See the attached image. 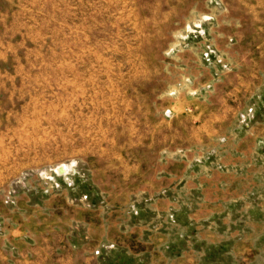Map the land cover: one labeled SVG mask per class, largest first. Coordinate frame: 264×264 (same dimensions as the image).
<instances>
[{
	"label": "rangeland",
	"instance_id": "374dc122",
	"mask_svg": "<svg viewBox=\"0 0 264 264\" xmlns=\"http://www.w3.org/2000/svg\"><path fill=\"white\" fill-rule=\"evenodd\" d=\"M0 40L1 221L99 264H263L264 0H0Z\"/></svg>",
	"mask_w": 264,
	"mask_h": 264
},
{
	"label": "crops",
	"instance_id": "0c3cea01",
	"mask_svg": "<svg viewBox=\"0 0 264 264\" xmlns=\"http://www.w3.org/2000/svg\"><path fill=\"white\" fill-rule=\"evenodd\" d=\"M4 45L0 40V48ZM2 54L0 51V57ZM0 264H99V255L72 244L59 246L49 237L39 238L23 225L0 220Z\"/></svg>",
	"mask_w": 264,
	"mask_h": 264
}]
</instances>
